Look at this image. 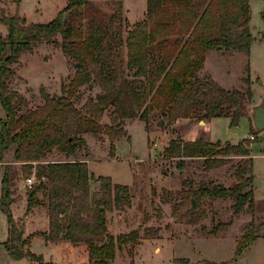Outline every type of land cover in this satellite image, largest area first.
Listing matches in <instances>:
<instances>
[{
  "label": "trees",
  "instance_id": "16d2710c",
  "mask_svg": "<svg viewBox=\"0 0 264 264\" xmlns=\"http://www.w3.org/2000/svg\"><path fill=\"white\" fill-rule=\"evenodd\" d=\"M20 4L22 0H12ZM264 1V0H263ZM92 0H67V5L48 22H27L19 14H0L6 25L0 33V104L5 112L0 118V163L5 152L13 148L21 171L35 177L27 189L26 213L34 206L47 208V229L24 236L23 227L13 214L14 180L18 171L13 163L3 165L0 183V210L5 214L8 236L4 247L10 258H27L31 264H52L30 249L34 236L46 242L66 240L86 244L88 264H114L117 249L124 244L139 243L138 231L112 235L108 233L106 210L130 205L127 185L113 183L109 176L95 178L98 188L91 190L93 174L84 160L75 158L84 134L100 137L106 133L111 141L126 136L125 118H138L148 129L149 113L156 110L168 120L229 116L237 125L245 115L244 94L227 89L211 75L202 73L210 50L249 54L254 36L250 29L249 0H148L145 17L129 27L111 31V18L103 13H88ZM68 12L67 23L63 15ZM264 22V2L260 11ZM60 37V39H58ZM261 38L264 40V33ZM38 42L52 43L75 61V73L62 83L60 94L42 92L43 103L28 107V100L9 85L15 75L14 65L20 56ZM126 48L125 63L122 47ZM93 80L103 90L88 96L81 107L75 100L82 86ZM246 95L252 96L249 73L244 78ZM109 110L110 123L102 124ZM250 132H255L253 125ZM249 138L233 143L194 140H170L164 156L203 158L207 168L225 163L228 155L241 156L235 169L237 182L232 186L208 183L193 191V197L232 199L233 212L245 206L254 208V170ZM58 149L67 157L63 161H46ZM242 162V163H241ZM41 195V197L39 196ZM249 226L237 240L235 255L257 237ZM215 232V228L212 229ZM173 264H191L175 258Z\"/></svg>",
  "mask_w": 264,
  "mask_h": 264
},
{
  "label": "rangeland",
  "instance_id": "374dc122",
  "mask_svg": "<svg viewBox=\"0 0 264 264\" xmlns=\"http://www.w3.org/2000/svg\"><path fill=\"white\" fill-rule=\"evenodd\" d=\"M148 0H92L88 13H103L111 18V31L121 30L126 36V22L129 27L145 17ZM263 0H249L250 29L254 36L249 54L226 51L218 53L210 50L202 73L212 76L227 89L237 88L244 94L242 116L237 125L230 124L229 116L213 117L210 120L178 118L169 121L159 111L148 116V129L138 118H125L126 136L111 141L106 133L100 137L84 134L85 144L79 146L75 158L84 160L93 174L91 190L98 188L95 178L109 176L113 183L127 185L130 205L124 209L106 210L108 233L118 235L132 230L138 231L139 243L124 244L117 249L114 264H173L175 258H186L191 264H264V127L256 129L248 110L264 101V22L260 11ZM67 5V0H22L15 4L12 0H0V14H19L27 22H48ZM68 12L64 13L63 19ZM68 20V18H67ZM6 25L0 22V33L5 35ZM60 39V37H58ZM123 65L126 48H121ZM16 73L9 80L11 88L19 91L27 100L28 107L43 103L42 92L60 94L62 83H68L75 73V61L66 56L59 46L38 42L31 51L24 52L14 65ZM251 80L252 96L246 95L244 78ZM103 90L93 80L79 90L75 100L81 107L88 96ZM5 112L0 104V118ZM102 124L110 123L109 110ZM253 125L255 132H250ZM254 138H250V135ZM202 137L208 141L233 143L249 138L254 170V208L247 206L238 213L233 212L232 199L200 197L196 200L193 191L208 183L232 186L237 182L235 169L241 156L228 155L225 163L207 168L203 158H183L164 156L170 140H194ZM67 157L58 149L53 150L46 161H63ZM13 163L18 171L14 180L15 202L13 214L23 227L24 236L47 222V208L36 205L26 213L28 177L15 162L13 148L7 150L0 163V179L3 165ZM242 163V162H241ZM41 197V195H39ZM196 206L191 208V200ZM252 221V228L258 237L242 252L235 255L237 240ZM7 226L6 216L0 210V240L4 239ZM215 228V232L212 229ZM35 242L30 240V249L43 256L52 264H88L86 244L73 245L69 241L46 242L43 236ZM0 264H31L27 258L15 260L9 257L4 247H0Z\"/></svg>",
  "mask_w": 264,
  "mask_h": 264
},
{
  "label": "water",
  "instance_id": "95a60500",
  "mask_svg": "<svg viewBox=\"0 0 264 264\" xmlns=\"http://www.w3.org/2000/svg\"><path fill=\"white\" fill-rule=\"evenodd\" d=\"M68 14L65 15L63 19V24L67 23ZM250 116L253 120L254 127L256 129H261L264 127V101L259 102L254 105L250 111ZM196 206L195 200H191V208L194 209Z\"/></svg>",
  "mask_w": 264,
  "mask_h": 264
},
{
  "label": "crops",
  "instance_id": "0c3cea01",
  "mask_svg": "<svg viewBox=\"0 0 264 264\" xmlns=\"http://www.w3.org/2000/svg\"><path fill=\"white\" fill-rule=\"evenodd\" d=\"M262 10V9H261ZM208 54V53H207ZM207 54H206V58H207ZM206 58H205V61H206ZM205 61H204V67H205ZM249 111V113H250V111L251 110H248ZM1 178H2V176H1ZM0 183H1V179H0ZM12 207H13V204H12ZM7 221V220H6ZM47 222H48V220H47ZM47 222L45 223V225L42 227V228H38L37 230H34L33 232H36V231H45L46 229H47ZM33 232H30V233H27L26 235H29V234H31V233H33ZM4 239H2V240H0V247H4V242H5V240L7 239V236H8V224H7V226H6V228H5V230H4ZM39 237H41V236H34L33 238H32V240H31V242L33 243V242H35L36 240H39L38 238ZM43 241H45V240H43ZM4 249H5V247H4ZM6 250V249H5ZM7 252V251H6ZM8 254V253H7ZM42 254V253H41ZM10 257V256H9ZM23 259V258H22ZM18 260H20V259H18Z\"/></svg>",
  "mask_w": 264,
  "mask_h": 264
},
{
  "label": "built area",
  "instance_id": "2783aa9c",
  "mask_svg": "<svg viewBox=\"0 0 264 264\" xmlns=\"http://www.w3.org/2000/svg\"><path fill=\"white\" fill-rule=\"evenodd\" d=\"M249 137L252 139V138H254V135L251 134ZM26 183H27V185H28L29 187H31V185L33 184V177H28V178L26 179Z\"/></svg>",
  "mask_w": 264,
  "mask_h": 264
}]
</instances>
